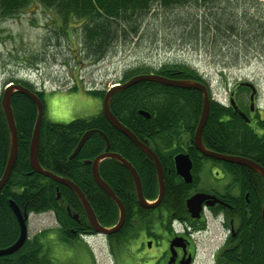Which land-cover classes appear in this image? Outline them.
I'll use <instances>...</instances> for the list:
<instances>
[{
  "label": "trees",
  "instance_id": "trees-1",
  "mask_svg": "<svg viewBox=\"0 0 264 264\" xmlns=\"http://www.w3.org/2000/svg\"><path fill=\"white\" fill-rule=\"evenodd\" d=\"M32 2L53 12L51 23L55 29L52 31L59 30L65 37L69 57L75 67L87 61L96 62L119 45L129 48L144 41L156 44L160 37L168 48L203 52L222 68L249 62L253 51L264 55V0H0V22L17 15ZM48 38L44 45L56 39L59 46L63 41L59 34ZM165 69L166 62L156 67L137 65L125 70L116 83L122 84L140 73H165ZM192 76L193 72L187 69L181 73V77ZM11 81L35 91L33 84L25 80L14 78ZM76 89L74 85L69 90ZM239 90L245 91L247 96L250 93L246 87ZM86 92L99 97L104 94V91ZM202 100L196 91L168 87L154 81H141L117 90L110 100L113 116L149 146L160 160L166 188L161 206L175 213L177 218H189L184 202L192 186L184 184L174 173L167 174V171L173 172V158L180 152H186L191 157L195 171L205 159L193 145ZM228 104L210 105L201 133L202 143L206 148L222 154L251 159L264 168V118L253 128ZM11 107L18 154L0 191V248L10 246L19 236L18 222L9 206L10 200H13L22 213L53 212L58 225L54 235L73 249L79 242L72 231L93 230L72 191L31 171L29 145L36 120L34 104L21 92H15ZM141 111L150 117L146 118L140 114ZM89 130H99L107 135L109 151L131 163L142 182L144 197L154 200L158 185L153 161L129 138L114 129L101 111L66 124L43 119L37 158L43 169L77 185L98 222L104 227H111L118 220V208L94 182L90 165L84 164L85 160H93L104 152V139L99 134L91 135L77 155L69 158L81 136ZM9 140L8 126L0 108V179L8 160ZM209 160L225 167L241 193L236 199L227 200L232 209H224L228 217L236 219L235 231L238 232L230 241L231 250L224 252V258L229 264H264V226L261 220L264 180L247 167ZM99 174L125 209L126 221L120 230L122 233L131 227L128 223L132 217L130 213L153 211L137 205L133 179L118 161L111 158L102 160ZM56 189L60 193L59 198ZM67 207L72 214L78 215L81 224L86 223L85 228L77 229L78 223L68 214ZM49 231H39L27 239L17 252L0 257V264H56L49 257V249L44 243ZM114 253H117L116 249Z\"/></svg>",
  "mask_w": 264,
  "mask_h": 264
},
{
  "label": "rangeland",
  "instance_id": "rangeland-1",
  "mask_svg": "<svg viewBox=\"0 0 264 264\" xmlns=\"http://www.w3.org/2000/svg\"><path fill=\"white\" fill-rule=\"evenodd\" d=\"M53 17L52 11L32 2L17 15L0 22V97L6 83L14 78L33 84L36 90L45 92L42 97L43 119L47 122L66 124L77 118L98 114L101 111V98L86 91L105 92L111 85L120 81L123 72L131 67H156L168 61L198 70L208 80L215 97L224 104L227 102L229 90L237 82L251 81L257 84L258 106L260 109L264 107L263 54L253 51V58L249 62L222 68L221 64L203 53L178 47L170 49L160 37L156 44L144 41L129 48L119 45L100 62L87 61L75 67L69 57L65 37L59 30L52 31L55 29L51 23ZM54 34L62 37V43L57 46L54 39L53 43L46 42L44 45V41H49L48 37ZM26 56H30V59H26ZM36 65L39 68H35ZM74 85L77 89L70 91ZM242 92L247 96L245 91ZM257 132L261 133L260 130ZM203 164L207 166L210 162L207 160ZM215 173L213 171V174ZM205 180L200 187L205 182V188L206 185L211 186L208 179ZM229 182V175L223 178L219 176V185L215 186L223 190ZM213 183L217 182L213 180ZM210 223L211 231L197 237L199 255L195 264H212L213 253L221 248L226 240L227 236L221 225L214 221ZM27 225L29 239L41 230H51L44 243L49 249V257L56 264H92L90 251L95 264H112L113 258L107 244L100 237L87 239L86 243L84 242L86 245L79 242L73 249L57 240L54 230L58 225L52 213L31 214ZM160 251L154 247L153 250H145L144 255L142 251L136 250H132L130 254L136 262L142 258H150Z\"/></svg>",
  "mask_w": 264,
  "mask_h": 264
},
{
  "label": "water",
  "instance_id": "water-1",
  "mask_svg": "<svg viewBox=\"0 0 264 264\" xmlns=\"http://www.w3.org/2000/svg\"><path fill=\"white\" fill-rule=\"evenodd\" d=\"M140 81H154V82H159L163 84L170 85L172 87H177V88H182V89H195L199 90L203 93V107H202V112L198 121L197 128L195 130L194 136H193V143L194 147L196 150H198L204 157L207 158H212L215 160H220L226 163H231V164H237V165H242L246 166L249 169L255 171L258 173L262 179L264 180V168L254 162L251 159L244 158V157H236V156H229L225 154H221L212 150H209L204 147L202 143V138H201V133L202 130L207 122L208 116H209V102L207 99V93L205 90V87L197 82L194 81H189V80H167L163 77L157 76V75H140V76H134L127 81H125L122 84H114L112 85L108 90L105 91V94L102 99V107H101V113L104 116V118L112 125L116 130L121 132L123 135H125L127 138L130 139V141L136 145L138 148L143 150L153 161L155 168H156V176H157V182H158V195L157 198L154 202H150L145 199L143 193H142V187L140 183L139 176L136 172V170L132 167V165L127 162L122 156L116 153H112L109 151V141L107 137L99 130H89L86 131L80 138L77 146L75 147L73 153L71 154L70 158L74 157L78 151L81 149L83 144L90 138L91 135L93 134H99L102 136V138L105 141V149L104 152L96 156L93 160H87L84 161L85 164H89L91 167V175L94 180V182L97 184V186L106 194L108 195L112 201L115 203V205L118 208L119 211V217L115 225L111 227H104L102 226L97 218L95 213L93 212L89 202L87 201L85 195L82 193V191L79 189L77 185H75L71 180L59 177L52 172L43 169L39 162H38V142H39V131H40V126L43 121V104L42 102L38 99V97L34 94L33 91L29 90L27 87H24L20 84H15V85H7L3 89V92L1 94L0 100H1V108L3 110L6 123L8 126V131H9V155H8V160L7 164L3 173L2 178L0 179V189L2 186L6 183L9 174L14 166V163L17 158L18 154V140H17V131H16V125L14 121V116H13V111L11 107V97L14 92H21L24 94L28 99H30L36 106V120H35V126L33 129L30 145H29V165L32 170V172H36L48 179H51L58 185H62L66 188H68L70 191L74 193V195L77 197L79 200L80 204L82 205V208L85 213V217L91 226L92 230L95 231L98 234L108 236L111 234H114L118 232L125 220V210L123 207L122 202L117 198V196L113 193V191L109 188V186L103 182L100 178L99 171H98V166L100 162L104 159L111 158L116 161H118L121 165H123L128 172L130 173L134 186H135V195L137 199V203L142 207V208H155L157 207L165 193V185H164V179H163V169L161 167V164L159 163V160L154 153V151L147 146L144 142H141L140 140L137 139V137L125 126H123L112 114L110 110V100L112 95L120 89H125L128 88ZM241 86H246L249 87L251 90L250 94V101H253V96L256 93V89L254 88L253 84L250 82H242L240 83ZM231 106L233 107L234 111L239 115L241 119H243L245 122H248V118L246 115L239 110V108L236 106L235 102L232 100L231 101ZM145 117H149V115L143 111L140 112ZM174 164H175V170L177 175H179L185 183H191L192 182V176H191V168H192V163L188 158L187 154H178L174 158ZM57 192V197H60V193L56 189ZM215 198L214 196L208 195V194H203V193H196L190 196L186 200V208L188 212L190 213V216L192 218H198L200 211H201V206L204 202H206V205L209 206L214 203V201H210L208 199ZM247 199V195H246ZM217 201V200H216ZM215 201V202H216ZM9 206L13 212V214L16 217V220L18 222L19 226V236L17 240L11 244L8 247L5 248H0V257L2 256H7L11 255L15 252H17L24 242L27 240V220L29 215L27 213H22L20 209L16 206V204L10 200ZM67 212L74 220L78 219L77 214H72L70 212L69 207L66 208ZM261 220L264 226V202L261 208Z\"/></svg>",
  "mask_w": 264,
  "mask_h": 264
},
{
  "label": "flooded vegetation",
  "instance_id": "flooded-vegetation-1",
  "mask_svg": "<svg viewBox=\"0 0 264 264\" xmlns=\"http://www.w3.org/2000/svg\"><path fill=\"white\" fill-rule=\"evenodd\" d=\"M246 88L250 91L248 100H246L245 94H243V92L240 91L238 87L230 89L228 95V98H230V102H228L229 104L227 106H230L235 113L233 107L231 106V99L233 98L235 100L236 106L248 118L249 121L246 123L251 125L253 128H256V123L264 118V107L260 109V107L258 106V89L253 96V101L251 102L249 100L251 90L249 87ZM202 104L203 100L201 102L200 109L198 110L199 118L202 111ZM196 151L200 155H202L198 150ZM204 158L205 159H202L201 163L198 164L196 171L194 170V165L192 164V168L190 171L192 175L191 183H185L184 180L179 175H177L175 170L174 158L173 172H171V170L167 171V174L174 173L176 177H178L184 184L192 186L190 189L189 197L196 193L208 194L215 197H212V199H208L210 201H214L213 204L209 206L206 205V202L202 204L198 218H192L190 216V213L186 208V200L189 198L187 197L184 202V208L187 212V215L189 216L188 219L186 216H183L182 218L174 217L175 213L169 212L164 207H162L161 201V203L157 207L147 208L148 210H153L152 212L130 213L129 215L132 217L128 221L131 226L129 231H123V233L122 231H120L126 221L125 214V220L121 229L114 234L104 236L96 233L95 231L85 230L72 231L73 235L77 236L78 242H82L83 244L86 243L87 239L92 237L102 238L106 242L108 251L113 258L112 264H195L199 255V250L196 242L197 237L204 235V233H206L207 231H211V228L208 225V220L213 217L216 218L219 223H221V228L223 231H225L227 237L221 248L213 253L212 264H229L230 262H228L224 258V252L231 250L232 246H230V241L237 236L238 232L235 231V226L237 224L236 219L228 217L224 209H232V205L227 200H234L241 193L238 185L233 182L232 177L229 175L222 164L210 161L209 159L212 158ZM207 160L210 162V164L204 166L203 163ZM213 160L215 161V159ZM213 171H215L216 173L213 174ZM164 173L165 172L163 170V179ZM227 175H229L230 179L229 184H227L226 187L223 188V190H221V188L217 189L215 185H219V176L223 178ZM205 179H208V183L211 185L210 187L206 185L207 188H205L206 182L205 184H203L204 186L202 185L200 187L202 181H206ZM213 180L217 183H213ZM142 209L145 210L146 208ZM220 213L223 216L222 219L218 217V214ZM76 222L78 223V230L81 228H85V222L81 224L78 219L76 220ZM154 247L156 250L160 251L162 249V251L154 253V255L150 258H142L141 260L136 262L132 259V255L130 254L132 250L140 252L142 251L144 255L145 250H153ZM115 249L117 253H114ZM90 256L92 259V264H95V260L93 259L91 251Z\"/></svg>",
  "mask_w": 264,
  "mask_h": 264
},
{
  "label": "bare ground",
  "instance_id": "bare-ground-1",
  "mask_svg": "<svg viewBox=\"0 0 264 264\" xmlns=\"http://www.w3.org/2000/svg\"><path fill=\"white\" fill-rule=\"evenodd\" d=\"M112 52V51H111ZM111 52H109V53H107L106 55H109ZM200 53H203V52H200ZM204 54V53H203ZM105 55V56H106ZM104 56V57H105ZM103 57V58H104ZM102 58V59H103ZM102 59H100V60H98V61H96V62H100ZM96 62H90V63H96ZM185 69H187L188 71H191V72H193V76L192 77H181V73H183V71L185 70ZM157 75V76H160V77H163V78H165V79H167V80H170V81H173V80H189V81H194V82H197V83H200V84H202L204 87H205V90H206V93H207V99H208V102H209V111H210V105L211 104H215V105H218V104H221V105H223L224 106V103H222V101L219 99V98H216L215 97V95H214V93L212 92V90H211V88H210V85H209V82H208V80L204 77V75H202V74H200L199 73V71L198 70H196V69H193V68H191V67H189V66H187V65H185V64H180V63H173V62H171V61H168V62H166V69H165V73H140V74H137V75H135V76H140V75ZM134 77V76H133ZM195 77V78H194ZM132 78V77H131ZM17 79V78H16ZM18 81H20V80H23V79H17ZM141 82V81H140ZM242 82H250V83H252L253 84V86H254V88L257 90V84H255V83H253V82H251V81H239V82H237L231 89H233L234 87H238V88H240V83H242ZM15 84H20V83H15V82H13V81H8L7 83H6V85L5 86H7V85H10V86H12V85H15ZM161 84H163V83H161ZM21 85V84H20ZM163 85H165V86H168V87H172V86H170V85H167V84H163ZM174 88H177V87H174ZM29 89V88H28ZM179 89H182V88H179ZM29 90H31V89H29ZM185 90H193V91H196V92H198L200 95H201V97H202V99H203V93L201 92V91H199V90H195V89H185ZM15 93V92H14ZM13 93V94H14ZM40 93H42V95L41 96H39V94ZM44 93L45 92H40L39 90H35L34 91V94L38 97V99L42 102V104H43V101H42V97H43V95H44ZM104 94H105V92H104ZM104 94H103V96H104ZM228 95H229V93H228ZM227 95V97H226V103H228V102H230V98H228L229 96ZM97 96V95H96ZM103 96L102 97H99V98H101V107H102V99H103ZM12 98V97H11ZM245 98H246V100H248V96H245ZM234 101L235 102V100L232 98L231 99V101ZM249 100H250V98H249ZM32 102V101H31ZM33 103V102H32ZM225 103V104H226ZM34 104V103H33ZM34 106H35V104H34ZM202 107H203V104H202ZM0 108H1V100H0ZM35 109H36V106H35ZM43 109H44V105H43ZM1 111L3 112V110H2V108H1ZM37 111V110H36ZM202 112V111H201ZM201 115V114H200ZM199 121V120H198ZM42 124V123H41ZM110 124V123H109ZM123 125V124H122ZM197 125H198V123H197ZM197 125H196V128H197ZM34 126H35V124H34ZM112 126V125H111ZM124 126V125H123ZM113 127V126H112ZM40 128H41V126H40ZM114 128V127H113ZM127 128V127H126ZM196 128H195V130H196ZM33 129H34V127H33ZM115 129V128H114ZM195 130H194V133H195ZM118 131V130H117ZM102 132V131H101ZM39 133H40V131H39ZM106 137H107V135L104 133V132H102ZM121 133V132H120ZM101 136V135H100ZM102 137V136H101ZM107 139H108V137H107ZM138 139V138H137ZM139 140V139H138ZM108 141H109V139H108ZM204 145V144H203ZM205 147V146H204ZM206 148V147H205ZM140 149V148H139ZM208 149V148H207ZM141 150V149H140ZM209 150H211V149H209ZM74 151V150H73ZM143 151V150H142ZM213 151V150H212ZM79 152V151H78ZM144 152V151H143ZM216 152V151H215ZM73 153V152H72ZM71 153V154H72ZM145 153V152H144ZM187 154V153H185V152H180V153H178V154ZM219 153V152H218ZM178 154H176V155H178ZM222 154V153H221ZM77 155V154H76ZM75 155V156H76ZM175 155V156H176ZM188 155V154H187ZM225 155H229V156H236V157H242V156H239V155H231V154H225ZM71 156V155H70ZM70 156H69V158H70ZM73 158V157H72ZM72 158H70V159H72ZM158 158V157H157ZM175 158V157H174ZM188 158H189V160L191 161V163L193 164V161H192V159H191V157L188 155ZM245 158V157H244ZM126 160V159H125ZM159 160V159H158ZM85 161H87V160H85ZM127 161V160H126ZM215 161H217V162H222L223 163V161H220V160H215ZM128 162V161H127ZM255 162V161H254ZM130 163V162H129ZM159 163L161 164V162H160V160H159ZM85 164V163H84ZM131 164V163H130ZM258 164V163H257ZM123 166V165H122ZM240 166H242V165H240ZM133 167V166H132ZM161 167H162V165H161ZM244 167H246V166H244ZM248 168V167H247ZM154 169H155V175H156V168L154 167ZM163 169V168H162ZM249 169V168H248ZM251 170V169H250ZM12 171V170H11ZM32 171V170H31ZM98 171H99V166H98ZM253 171V170H252ZM51 172V171H50ZM255 172V171H254ZM36 173V172H35ZM53 174H55L54 172H52ZM256 173V172H255ZM138 174V173H137ZM258 174V173H257ZM10 175V174H9ZM55 175H57V174H55ZM100 175V174H99ZM259 175V174H258ZM57 176H59V175H57ZM139 176V175H138ZM192 176V175H191ZM260 176V175H259ZM59 177H62V176H59ZM62 178H65V177H62ZM100 178H101V176H100ZM67 179V178H66ZM139 179H140V177H139ZM156 179H157V176H156ZM101 180L103 181V182H105L102 178H101ZM106 183V182H105ZM140 183H142L141 182V180H140ZM107 184V183H106ZM5 185V184H4ZM4 185L2 186V188L4 187ZM108 185V184H107ZM141 187H142V184H141ZM1 188V189H2ZM110 188V187H109ZM1 189H0V191H1ZM111 189V188H110ZM112 190V189H111ZM113 191V190H112ZM134 192H135V186H134ZM114 193V192H113ZM115 194V193H114ZM11 201H13V200H11ZM14 202V201H13ZM137 202V201H136ZM264 202V201H263ZM15 203V202H14ZM137 205L140 207V208H142L138 203H137ZM262 205H263V203H262ZM17 206V205H16ZM18 207V206H17ZM262 208V207H261ZM219 215H221V213L220 214H218V216ZM118 217H119V211H118ZM211 220L212 221H216V218H211Z\"/></svg>",
  "mask_w": 264,
  "mask_h": 264
},
{
  "label": "crops",
  "instance_id": "crops-1",
  "mask_svg": "<svg viewBox=\"0 0 264 264\" xmlns=\"http://www.w3.org/2000/svg\"><path fill=\"white\" fill-rule=\"evenodd\" d=\"M48 213V212H47ZM49 213H52V212H49Z\"/></svg>",
  "mask_w": 264,
  "mask_h": 264
}]
</instances>
